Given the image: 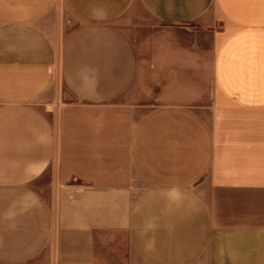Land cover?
Returning a JSON list of instances; mask_svg holds the SVG:
<instances>
[{
	"label": "crops",
	"instance_id": "crops-1",
	"mask_svg": "<svg viewBox=\"0 0 264 264\" xmlns=\"http://www.w3.org/2000/svg\"><path fill=\"white\" fill-rule=\"evenodd\" d=\"M0 264H264V0H0Z\"/></svg>",
	"mask_w": 264,
	"mask_h": 264
}]
</instances>
